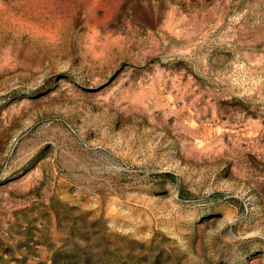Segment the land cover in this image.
Instances as JSON below:
<instances>
[{"label":"rangeland","instance_id":"374dc122","mask_svg":"<svg viewBox=\"0 0 264 264\" xmlns=\"http://www.w3.org/2000/svg\"><path fill=\"white\" fill-rule=\"evenodd\" d=\"M0 264H264V0H0Z\"/></svg>","mask_w":264,"mask_h":264}]
</instances>
